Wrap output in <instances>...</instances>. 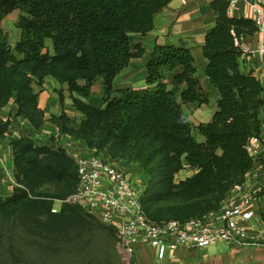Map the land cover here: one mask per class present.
Masks as SVG:
<instances>
[{
	"label": "trees",
	"instance_id": "obj_1",
	"mask_svg": "<svg viewBox=\"0 0 264 264\" xmlns=\"http://www.w3.org/2000/svg\"><path fill=\"white\" fill-rule=\"evenodd\" d=\"M171 1L0 0V112L13 103L15 118L27 123L20 137L9 140L16 185L0 196V248H9L2 264L20 263L14 253L18 232L37 248L38 264H120L113 228L78 206L62 204L52 213L56 200L75 192L78 175L74 160L53 137L36 138L47 122L59 136L139 173L143 211L157 224L218 211L245 182L255 163L246 144L264 125V88L253 72L240 68L243 40L258 29L252 19L230 17L228 0H211L216 22L202 46L205 75L219 93L210 122L193 126L185 114L189 103H210L188 48L156 45L146 86L114 87L131 59L144 54L139 45L133 52L131 36L151 32ZM15 11L21 34L11 49L1 23ZM177 68L172 84L182 87L179 97L162 83L163 70ZM47 78L66 86L78 121L64 111L45 118L35 86L42 88ZM99 82L101 107L74 96L89 99ZM58 101L64 102L61 90ZM11 124L0 119V138ZM187 168L194 174L176 182Z\"/></svg>",
	"mask_w": 264,
	"mask_h": 264
},
{
	"label": "built area",
	"instance_id": "obj_2",
	"mask_svg": "<svg viewBox=\"0 0 264 264\" xmlns=\"http://www.w3.org/2000/svg\"><path fill=\"white\" fill-rule=\"evenodd\" d=\"M228 1L229 12L239 0ZM245 1L258 32L264 31V0ZM243 52V55H257L262 59L255 76L264 82V43L253 48H243ZM263 130L264 125L261 134L249 139L246 144V150L254 162L259 160L260 153L264 151ZM56 134L55 139L63 138ZM61 147L75 162L78 184L75 192L67 199L55 201L59 206L55 204L52 213H57L62 204L80 207L101 224L115 230L118 250L130 259L140 243L153 248L157 260H164L167 256L173 258L179 248L206 249L216 242L238 246L264 244V227L257 223L264 210L263 188L248 185V181L254 177L252 170L246 174L245 182L232 191L218 211L184 223L172 220L157 224L143 211L140 199L144 181L139 173L68 142ZM0 167L5 177L16 185L13 168L11 170L6 158L1 155Z\"/></svg>",
	"mask_w": 264,
	"mask_h": 264
},
{
	"label": "crops",
	"instance_id": "obj_3",
	"mask_svg": "<svg viewBox=\"0 0 264 264\" xmlns=\"http://www.w3.org/2000/svg\"><path fill=\"white\" fill-rule=\"evenodd\" d=\"M210 3L211 0H172L164 11L155 18L154 29L151 32L145 36L132 35L131 44L133 52H135L134 48L139 45L144 50V54L140 58L131 59L128 67L116 77L114 80L115 89L126 87L141 89L146 86V66L151 59V54L156 45L184 47L191 50L195 59L200 83L208 92L210 101L213 97L217 102L219 93L207 80L205 75L207 62L203 57L202 51L205 35L215 26L216 22V15L211 9ZM228 14L230 17L234 18H252L249 5L245 0H239ZM260 43H264V31H259L256 35L245 38L243 40V48H253ZM261 62L262 59L259 56L245 54L240 59L241 71L244 74L253 72L255 75L259 71ZM180 71L181 68H177L174 71L164 69L162 79V83L166 84L178 97L182 87L180 89L174 88L172 80L173 76ZM261 85L264 88V82H261ZM58 87H61L60 90L62 89L61 91L64 97L62 105L64 106L65 104V109L61 107L62 111L69 114L72 118H80L79 114H77L72 107V101L66 86H60L57 82L51 83L48 81V78L45 80L43 89L39 93V108L45 112V118L48 120V113L57 109V104L59 103L58 92L60 91ZM74 96L82 102L95 107H101L103 104L102 85L100 82L92 87L91 97L89 99L81 98L76 94ZM95 97H97V100L94 99ZM205 106L206 105H200L198 103H189L184 106L185 114L193 126L203 123L201 116H199L200 118L198 120H196L195 117ZM16 111V106L10 103L0 112V119L2 121L6 122L10 120L12 122L10 127L11 137H18L21 132L27 128L26 122L15 118ZM212 118L213 115H211L208 122H210ZM49 125L50 124L47 122L44 130H51L53 137H55L56 129ZM194 134H196V132ZM49 137L51 136H48V138ZM55 141L57 146H61L68 142V144L76 146L77 148H83L82 144H78L70 138H58L55 139ZM2 147H7V145L4 143L3 138H0V154H2ZM6 160L12 170V152L10 147L6 155ZM252 171L254 177L248 181V185L252 188H263L262 200L264 202V151L260 153L259 160L254 163ZM186 174V178L190 177L194 174V171L188 169ZM180 180L184 179L180 178ZM11 183L12 182L5 177L0 167V196L11 194L13 186H8V184ZM263 217L264 210L261 220L257 221L262 227H264ZM132 261L133 264H264V244L238 246L226 244L224 242H216L206 249L179 248L173 258L167 256L164 260H157L156 251L147 244L140 243L136 246Z\"/></svg>",
	"mask_w": 264,
	"mask_h": 264
},
{
	"label": "rangeland",
	"instance_id": "obj_4",
	"mask_svg": "<svg viewBox=\"0 0 264 264\" xmlns=\"http://www.w3.org/2000/svg\"><path fill=\"white\" fill-rule=\"evenodd\" d=\"M19 15H20L19 11H15V12L11 13L10 15H8L1 23V27L3 29L4 35L7 38V42H8V44H9L11 49H13L15 47L16 43L20 39L21 32L17 28V22H18ZM46 45H47L48 48H50V50H52V43H51L50 40L46 41ZM48 81L51 82V83L56 82L52 78H48ZM60 88L61 87H58L59 90H60ZM42 89H43V87L40 88L38 86H35V90L36 91H41ZM96 98L97 97H95L94 99L97 100ZM102 101H103V88H102ZM61 107L63 109H65L64 108L65 104H64V106L63 105L61 106V104L58 103L57 104V109H55L52 112L48 113V119L51 116H53V115H57V116L60 115L61 111H62ZM215 112H216V101H215V98L212 97L209 105H206L200 112H198L196 114L195 119L198 120L200 118L199 116H201L202 117V122L203 123H208V121L210 120L211 115H214ZM74 119L76 121L79 120L78 117H74ZM49 128H51V127H49ZM10 130H11V128H9V131L4 135V138H3L4 143L7 145V147H2V154H0V155L3 158H6V155L8 154V150H9V147H10L9 146V140L11 138ZM51 132H52L51 130H47V129L43 130L42 133L40 134V136L38 137V139H40V141H42V142H50L51 139L48 138V136L53 137V133H51ZM55 133H58V132L55 131ZM194 136H195V139L198 142H203L204 139H203V137L201 135L196 133V134H194ZM185 170L187 172L188 169H185ZM185 170L183 172H181L179 174L180 177L178 176L177 178L186 179L187 174H186ZM179 181H180V179H179ZM176 182H177V180H176ZM9 185H12L14 187V184H12V183L8 184V186ZM55 204H56V206H59L58 203L55 202ZM18 234L19 235H18V238H17L16 246L14 248V253L17 255L18 259L21 260L19 264H38L37 263V258H38L37 248L34 247L32 242H28L26 240V238H24V236H22L20 234V232H18ZM8 250H9V248L7 246L3 247V249L0 248V258L2 257V255H4V257L6 258V254H7ZM118 252L120 254V264H133L132 259H130L128 256L124 255L120 250H118ZM0 264H2L1 260H0ZM6 264H8V263L6 262ZM111 264H114V263L111 262Z\"/></svg>",
	"mask_w": 264,
	"mask_h": 264
}]
</instances>
